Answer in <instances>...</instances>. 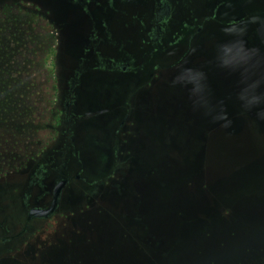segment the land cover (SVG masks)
<instances>
[{
	"label": "rangeland",
	"instance_id": "rangeland-1",
	"mask_svg": "<svg viewBox=\"0 0 264 264\" xmlns=\"http://www.w3.org/2000/svg\"><path fill=\"white\" fill-rule=\"evenodd\" d=\"M240 23L263 47L264 0H0V83L17 85L0 87V264H149L166 240L158 208L144 207L158 202L150 187L163 166H195L206 150L190 76H232L234 46L221 39L208 58L201 43ZM226 90L213 113L233 111ZM240 115L264 153L260 112ZM61 170L81 178L23 232Z\"/></svg>",
	"mask_w": 264,
	"mask_h": 264
},
{
	"label": "water",
	"instance_id": "water-1",
	"mask_svg": "<svg viewBox=\"0 0 264 264\" xmlns=\"http://www.w3.org/2000/svg\"><path fill=\"white\" fill-rule=\"evenodd\" d=\"M244 30L242 23L238 26H230L220 30L219 34L215 35L212 44L208 40H203L201 43L202 50L208 58L211 47L221 39L234 46L233 64L229 68L232 76L229 81L219 78L218 83L216 80L209 79L210 73L207 75L201 70L193 71L190 79H194L195 82L191 90L190 116L206 129V150L197 163H208L207 174L209 180L213 182V190L216 188L221 196L222 207L238 214L241 212V215L248 220L247 222L264 228V153L256 143L250 142L248 131L243 126L245 117L240 115L242 108L256 109L260 112V117L259 115L257 117L264 125V46H250L245 35L248 28ZM191 58L193 61L195 57ZM200 74L203 77H200ZM221 87L224 90L230 89L234 96V102L231 104L233 111L227 114L213 113L210 107V101L212 103L215 101L212 99L214 94L221 96ZM254 97L258 100H254ZM243 137L245 146L238 148L240 142H243ZM233 139H236L238 143ZM237 155H239V160L236 159ZM174 166L176 165L163 166L160 174L164 181L150 187L157 192L158 202L153 201L151 197H148V206L144 202V207L158 208L157 213L163 220L162 224L160 223L162 227L159 229L163 231L165 244L172 239V231L178 228L181 222L176 216V207H179L185 214L194 208V205L190 203L191 198L184 192L183 183L177 181V178L185 168L193 172L195 166L186 165L185 168L180 169ZM215 167H218V173L221 170L218 179ZM165 171L172 172L167 179L163 176ZM183 175L185 176L186 173ZM32 212L36 217H48L53 212V207L36 209ZM169 221H172L173 225L167 224ZM238 227L242 229L241 226ZM240 232L242 236L238 237L239 241H234L236 244L252 240V231L242 229ZM221 242L226 244L225 249L218 247ZM200 243L206 247L203 256L196 254ZM232 245L233 242L228 239L226 232L217 233L207 241L199 239L193 245H179L172 260L176 264H204L210 259H215L219 264H231L233 261L231 255L236 254ZM167 246L170 248L173 245ZM178 253L181 257L177 255Z\"/></svg>",
	"mask_w": 264,
	"mask_h": 264
},
{
	"label": "trees",
	"instance_id": "trees-1",
	"mask_svg": "<svg viewBox=\"0 0 264 264\" xmlns=\"http://www.w3.org/2000/svg\"><path fill=\"white\" fill-rule=\"evenodd\" d=\"M171 166V164H169ZM185 168L179 173L177 181L183 183L184 192L191 198L192 211L184 213L176 207V216L181 221L178 228L172 231V239L160 250H154L146 259L149 264H176L173 262V254L178 251L179 245H193L197 240L207 241L217 233H224L233 242L232 248L235 255H231V264H264V228L254 226L245 219L241 212L238 214L233 210L225 209L222 206L220 194L213 182L209 180L208 163H197L194 171ZM186 175L184 176L183 174ZM182 189V188H181ZM262 209V208H260ZM240 228L253 232L252 240L236 244L240 235ZM176 231V232H175ZM235 241V242H234ZM167 245H173L168 247ZM200 245V246H199ZM196 254L203 256L206 247L200 243ZM203 245V246H202ZM220 249H225L226 244H218ZM70 264H77L71 261ZM204 264H219L217 260L210 259Z\"/></svg>",
	"mask_w": 264,
	"mask_h": 264
},
{
	"label": "flooded vegetation",
	"instance_id": "flooded-vegetation-1",
	"mask_svg": "<svg viewBox=\"0 0 264 264\" xmlns=\"http://www.w3.org/2000/svg\"><path fill=\"white\" fill-rule=\"evenodd\" d=\"M163 7V12L161 14H159V16L157 17L158 21L160 22H163L164 20H167L168 16H169V11H170V7L168 6V4L166 2H164L162 4ZM64 26L63 28L61 29V34H66V29H64ZM162 32V31H161ZM63 40L65 41L66 40V37L64 35L63 37ZM15 81H11V83H8L7 82H1L0 83V87L1 89L3 90H7L11 87H13V89H11L12 92L16 91V89H14V87H16L17 85H15ZM11 96V95H9ZM3 97V96H1ZM5 98V97H4ZM13 100H10V102H12ZM70 102V101H69ZM69 102H64V105L68 107V105L70 104ZM18 107V106H17ZM140 111V110H139ZM126 119V117L124 118ZM124 119L122 121V123L124 122ZM58 178H57V181L55 182L54 184V188L53 190L51 191L50 193V196H51V202L46 205V206H38V207H34V208H31L28 210V213H27V217H26V221H25V225H24V228H23V232L26 231L29 223L35 219V218H49L51 216H53L57 210L59 209V203H60V199H61V193L64 191V187L71 181V179L75 178V179H80L81 176L79 174H74V175H71V174H67L65 170H61V171H58ZM53 207V212L48 216V217H36L34 216L33 212L34 210L36 209H47V208H52Z\"/></svg>",
	"mask_w": 264,
	"mask_h": 264
},
{
	"label": "clouds",
	"instance_id": "clouds-1",
	"mask_svg": "<svg viewBox=\"0 0 264 264\" xmlns=\"http://www.w3.org/2000/svg\"><path fill=\"white\" fill-rule=\"evenodd\" d=\"M224 55H225V56L228 55V50H225ZM253 99H254V100H258V98H256V97H254Z\"/></svg>",
	"mask_w": 264,
	"mask_h": 264
}]
</instances>
